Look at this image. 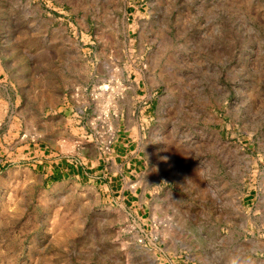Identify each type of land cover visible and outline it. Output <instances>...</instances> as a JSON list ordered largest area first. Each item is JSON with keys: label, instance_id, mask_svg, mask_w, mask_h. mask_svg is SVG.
<instances>
[{"label": "rangeland", "instance_id": "1", "mask_svg": "<svg viewBox=\"0 0 264 264\" xmlns=\"http://www.w3.org/2000/svg\"><path fill=\"white\" fill-rule=\"evenodd\" d=\"M232 261L264 264V0H0V264Z\"/></svg>", "mask_w": 264, "mask_h": 264}, {"label": "crops", "instance_id": "2", "mask_svg": "<svg viewBox=\"0 0 264 264\" xmlns=\"http://www.w3.org/2000/svg\"><path fill=\"white\" fill-rule=\"evenodd\" d=\"M136 163H137L136 159L126 154L124 155L117 154V156H114L112 158V161L105 162L106 167H105L104 173L106 177L109 178V182L112 181V184H109V186L108 185L107 186L110 187L112 192H115L114 187L117 188L119 186L118 182L120 180H122V184L119 189H116V191L120 192L123 195L125 193H128V191H132V189H129V185H128V182L130 181V178H129L130 176L128 174H132L133 170L137 166ZM131 167L134 169L129 170V168ZM141 207L142 206H140V208Z\"/></svg>", "mask_w": 264, "mask_h": 264}, {"label": "clouds", "instance_id": "3", "mask_svg": "<svg viewBox=\"0 0 264 264\" xmlns=\"http://www.w3.org/2000/svg\"><path fill=\"white\" fill-rule=\"evenodd\" d=\"M232 264H236V262L235 261H232Z\"/></svg>", "mask_w": 264, "mask_h": 264}]
</instances>
